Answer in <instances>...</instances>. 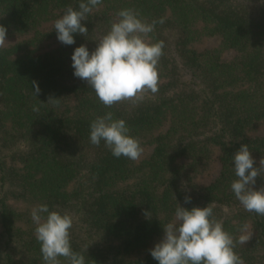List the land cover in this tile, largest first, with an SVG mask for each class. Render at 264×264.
I'll use <instances>...</instances> for the list:
<instances>
[{
    "label": "trees",
    "instance_id": "obj_1",
    "mask_svg": "<svg viewBox=\"0 0 264 264\" xmlns=\"http://www.w3.org/2000/svg\"><path fill=\"white\" fill-rule=\"evenodd\" d=\"M79 2L0 0V264H42L30 216L39 203L71 216L72 247L86 264H158L149 250L178 203H210L234 237L247 223L252 237L235 251L243 264H264V216L245 211L230 187L241 145L255 167L264 160V136H255L264 125V0H103L83 22L87 36L64 45L54 23ZM124 8L164 18L149 36L164 44L159 90L106 108L74 76L71 56L82 44L94 50ZM207 38L218 45L199 49ZM109 111L139 140L138 160L90 143V123ZM217 164L218 176L199 182ZM254 187H264V171Z\"/></svg>",
    "mask_w": 264,
    "mask_h": 264
},
{
    "label": "clouds",
    "instance_id": "obj_2",
    "mask_svg": "<svg viewBox=\"0 0 264 264\" xmlns=\"http://www.w3.org/2000/svg\"><path fill=\"white\" fill-rule=\"evenodd\" d=\"M102 3L103 0H80L78 8L69 6L54 23L57 40L73 45L76 34L87 36L89 30L83 22ZM117 16L94 50L82 44L71 56L74 76L86 81L106 108L121 101L143 99L145 93L155 94L159 90L157 65L164 44L152 42L149 36L157 23L165 22L164 18L148 22L131 8L119 10ZM31 85L33 95L38 97L39 82L33 80ZM47 102L53 106L58 104L51 97ZM33 110L39 111L36 106ZM89 139L97 146L103 141L116 158L136 161L143 153L126 120L114 118L110 111L90 123ZM232 164L236 179L230 187L234 196L245 211L264 216V187H254L264 171V160L260 161L259 168L255 167L248 144H243L232 155ZM190 201L191 196H185V203ZM30 216L35 225V239L40 243L42 264H61V257L67 264H86L83 253L72 247L73 221L68 213L50 210L47 203H39L31 209ZM145 216L149 218L150 212H145ZM237 230V237L228 232L223 221L214 217L210 203L191 208L178 203L172 220L163 225V237L149 252L158 264H243L235 249L237 245H245L252 233L247 223Z\"/></svg>",
    "mask_w": 264,
    "mask_h": 264
},
{
    "label": "rangeland",
    "instance_id": "obj_3",
    "mask_svg": "<svg viewBox=\"0 0 264 264\" xmlns=\"http://www.w3.org/2000/svg\"><path fill=\"white\" fill-rule=\"evenodd\" d=\"M219 43L218 40H215L213 38H207L205 39L202 43H200L198 45L199 49H206V48H211V47H214V46H217ZM2 45V43H0ZM234 50H230V51H227L225 54H224V57L226 59H231L232 57L235 56ZM167 128V127H165ZM255 136H264V125H262L260 127V130H258V132L255 133ZM151 151V148L148 149L147 152H150ZM219 171H220V166L219 164L216 165V167L210 171L209 173H205L203 174L202 176L199 177V182L203 183V184H210L219 174Z\"/></svg>",
    "mask_w": 264,
    "mask_h": 264
}]
</instances>
